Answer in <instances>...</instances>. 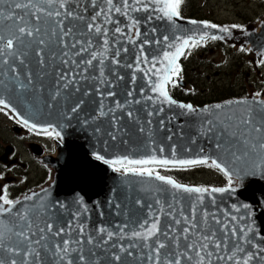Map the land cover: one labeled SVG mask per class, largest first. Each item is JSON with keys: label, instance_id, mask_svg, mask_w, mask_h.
Segmentation results:
<instances>
[{"label": "snow or ice", "instance_id": "1", "mask_svg": "<svg viewBox=\"0 0 264 264\" xmlns=\"http://www.w3.org/2000/svg\"><path fill=\"white\" fill-rule=\"evenodd\" d=\"M184 3L0 0V113L60 143L83 134L120 178L93 207L0 186V264H264L260 201L233 199L264 178V91L204 108L171 94L192 49L247 30L183 29ZM197 167L225 186L167 174Z\"/></svg>", "mask_w": 264, "mask_h": 264}, {"label": "rangeland", "instance_id": "2", "mask_svg": "<svg viewBox=\"0 0 264 264\" xmlns=\"http://www.w3.org/2000/svg\"><path fill=\"white\" fill-rule=\"evenodd\" d=\"M196 11L198 12L195 16L197 20L205 21L208 18L216 21L217 25L229 27L231 25H240L246 27L252 23H259L261 16L264 18V1L198 0ZM241 48L240 45L232 46L227 43L212 41L206 47L200 46L191 51V55L189 56L190 61L187 65L190 75L189 79L197 83L198 93L203 94V96H199V99L206 100L207 103L205 104L250 96L255 92L264 91V66L259 65V60H256L247 49L240 51ZM183 80L186 81L188 79L184 77ZM230 83L234 84L239 96L214 101L216 95L223 91L224 85H229ZM206 88H208L207 93L204 92ZM4 118L0 116V141L7 139L5 145H17L23 158L20 159V161L22 160V163L19 164L20 168H17L16 164L11 168L0 165V177L7 172V178L15 177L18 172L22 171L32 186L40 182V187L47 185L51 180V170L47 168L50 174L48 176L44 175L42 170L38 168V165L46 166L40 160L38 164L24 155L23 152H27V150L13 136L19 134H16L14 130L7 131L5 129L9 124ZM12 131L14 132L13 134ZM49 142L46 141V146H49ZM25 168L29 171L21 170ZM207 169L203 167L200 170H189L179 174L189 180L191 182L190 185H224L225 180L216 170ZM36 174L39 176H36ZM21 185V188L27 187L26 185Z\"/></svg>", "mask_w": 264, "mask_h": 264}, {"label": "water", "instance_id": "3", "mask_svg": "<svg viewBox=\"0 0 264 264\" xmlns=\"http://www.w3.org/2000/svg\"><path fill=\"white\" fill-rule=\"evenodd\" d=\"M182 17L184 19L178 21V23L183 29L204 31L202 28L197 29L195 26L187 24L186 21L190 19L184 16ZM245 29L247 31L232 29L230 35L218 32L215 34L225 36V39L220 40L222 42L247 48L256 59L260 60V52H264V18H262L259 23L251 24ZM207 31L213 32L214 30ZM121 71H123V69H121ZM184 85L185 83L182 82L181 86ZM246 97L250 98L251 96ZM226 101L229 100L197 106L196 108L214 106ZM184 119L186 118L181 117L182 121ZM68 133L63 143H55L54 154H44L42 151L35 152L33 150L34 156L51 170V180L43 187L51 186L52 195L62 200L67 199L70 201L74 194H80L84 196L85 203L90 207H93L96 201L103 203L109 197V189L114 184L118 183L120 178L118 174L113 173L107 165L94 159L90 154L92 149L89 146L87 138L84 137L83 134L72 132L71 129H68ZM40 189L41 187L34 189V191H40ZM262 194H264V178L255 176L247 177L243 185L233 196V199H237L241 202H248L250 204L254 201H260L261 206L256 210L257 224L260 228H264V195ZM224 195L226 196L227 194ZM22 197L23 196L20 198ZM93 216L95 217V212Z\"/></svg>", "mask_w": 264, "mask_h": 264}, {"label": "flooded vegetation", "instance_id": "4", "mask_svg": "<svg viewBox=\"0 0 264 264\" xmlns=\"http://www.w3.org/2000/svg\"><path fill=\"white\" fill-rule=\"evenodd\" d=\"M212 42H207L202 44L201 46L206 47L208 46V44H210ZM190 61V60H189ZM188 61V62H189ZM188 65V63H187ZM179 91H184L187 96L191 97V98H195L196 101L199 103L200 101H205L202 99H199V96H203V94H199L198 93V85L197 83L194 81H191L190 79L186 80V85L181 88L178 87L177 88ZM205 93L208 92V88H206L204 90ZM11 115V114H9ZM0 116L5 117L4 120L7 121V123L9 125H7V127H5V129L7 131H11L14 130V132L19 135H13L14 137H16L18 139V141H20L21 146L24 147V149L27 150V152H23L25 156H28L30 158V160L32 161H36L39 164V159L34 156L33 154V150L35 152H44V154H54V146L56 142V140L50 139L46 136H44L43 134H35V133H30L26 128H24L22 125L16 123L14 118H9V116H5L3 113H0ZM12 131V134L14 133ZM46 141H50L48 144L49 146H46ZM5 143H7V139H5V141H0V165L6 167V168H11L14 164H16L17 168H20L19 164L22 163V160L20 161L22 157V155L20 154L17 145H5ZM6 146V147H5ZM29 155H28V154ZM37 164V165H38ZM38 168H40L43 172L44 175H49L50 171L42 166V165H38ZM24 170L26 172H28V169H21ZM8 172L4 173L0 178V186L6 185L9 188V192H10V196L12 198H20L21 196H23L25 193H28L30 190H34L38 187H40L41 182L38 184H34L33 186L30 184V182L27 179V176L22 172H18L16 174L15 177H9L8 176ZM36 176H39L38 174H36ZM47 183V182H46ZM21 184L26 185L27 187H23L21 188ZM13 186H15V188H13ZM38 186V187H37ZM20 195V196H18Z\"/></svg>", "mask_w": 264, "mask_h": 264}, {"label": "trees", "instance_id": "5", "mask_svg": "<svg viewBox=\"0 0 264 264\" xmlns=\"http://www.w3.org/2000/svg\"><path fill=\"white\" fill-rule=\"evenodd\" d=\"M197 2H198V0H185V3H184L183 8H182V14L186 15L187 18H191V19L195 18V16L198 14V12L196 11ZM206 20H209V19L207 18ZM185 61H187V59H185ZM182 66L184 68V72H183L184 77L189 79L190 75H189L187 66H185L183 64H182ZM172 95L176 99H179V100L184 101V102H190L193 105H203V104L207 103L206 100L202 101V102L200 101L198 103L195 98H191V97H189L183 93L177 92V91H174L172 93ZM237 96H239V94H238V92H236L234 84L230 83L229 85L228 84L224 85L223 91L220 94L216 95V99H214V101L226 99V98H230V97H237ZM202 100H204V99H202ZM167 174L172 175V176H176V179L179 182L189 183V180L185 179L184 176L179 175V173L176 171H173V172L167 173Z\"/></svg>", "mask_w": 264, "mask_h": 264}, {"label": "bare ground", "instance_id": "6", "mask_svg": "<svg viewBox=\"0 0 264 264\" xmlns=\"http://www.w3.org/2000/svg\"><path fill=\"white\" fill-rule=\"evenodd\" d=\"M263 18V16H261L260 18H259V20H261Z\"/></svg>", "mask_w": 264, "mask_h": 264}]
</instances>
